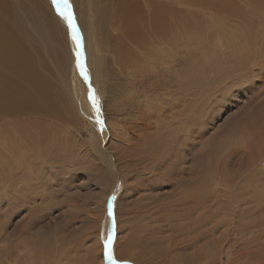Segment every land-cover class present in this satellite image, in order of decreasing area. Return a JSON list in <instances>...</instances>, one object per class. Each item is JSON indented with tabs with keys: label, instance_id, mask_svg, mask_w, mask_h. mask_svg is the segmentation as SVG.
I'll return each mask as SVG.
<instances>
[{
	"label": "bare ground",
	"instance_id": "obj_1",
	"mask_svg": "<svg viewBox=\"0 0 264 264\" xmlns=\"http://www.w3.org/2000/svg\"><path fill=\"white\" fill-rule=\"evenodd\" d=\"M182 2L200 6L203 13L223 14L226 7L220 0H68L78 43L54 0H0V207L4 197L33 194V218L25 222L33 230L44 211L62 208L58 202L37 211L34 202L55 199L56 187L69 180L61 171L87 156L81 152V130L89 133L91 159L100 162L97 173L104 176V168L111 173L110 195L118 187L120 192L101 198L100 216L89 210L82 231L66 228L67 233L64 223L45 241H37L33 231V264H111L109 237L118 264L256 261L247 258L246 237L258 233V218H250L264 206L255 203L256 196L248 201L228 194L229 183L220 195L219 183L200 173L204 163L198 166L202 159L195 145L205 119L199 115L211 108L210 93L226 90L221 82L226 77L217 75L213 87L204 85L208 72L223 74L211 66L201 76L203 86L192 81L196 50L182 49L176 35ZM182 12L181 17L203 18L198 11ZM116 27L120 34L112 35L110 45L103 33ZM100 41L106 50L111 46L121 73L115 82ZM112 136L128 146L123 155L112 150ZM133 191L134 213L114 207L127 205ZM14 253L9 249L6 261Z\"/></svg>",
	"mask_w": 264,
	"mask_h": 264
},
{
	"label": "rangeland",
	"instance_id": "obj_2",
	"mask_svg": "<svg viewBox=\"0 0 264 264\" xmlns=\"http://www.w3.org/2000/svg\"><path fill=\"white\" fill-rule=\"evenodd\" d=\"M220 1L224 3V6L222 5L223 8L226 6L223 14H218L215 10H211L210 13H205L207 11L203 13V9L200 6L182 2L180 4L182 8L180 9V19H182L179 22V32L176 33L181 38L178 44L182 49L191 48V50H196L197 59L193 63L196 64L193 74L197 75V78L193 76L192 81L198 82V86H203L206 80L202 78L203 81H201V76L205 74L204 69L211 66L216 71L222 69L223 74L215 73L214 70L208 72L206 78L209 82L204 85L213 87L217 75L221 78L223 76L226 77L225 80L220 78L221 82L225 84L226 90L223 93H220V91L210 93L211 108L207 113L204 112V115L202 113L199 115L200 118L203 117L205 119V124L203 128L204 134L197 139L198 143L195 145L199 154L198 157L202 159V161L198 162V166L204 163L200 170L201 176L207 181L213 182L216 180V183H219L216 187L219 188L220 195L226 191L228 194H234L235 192L240 194L242 200L246 199L248 201H252L253 197L256 196L255 203L263 207L264 0ZM190 10L203 13V18L197 19L199 21L194 20L196 19L195 16L188 13ZM182 11L188 13V15L183 16L184 18L181 17L183 15ZM190 16H192V19ZM115 29L108 30V34L103 33V36L109 35L108 38L107 36H102L103 40L110 42L112 35H115V33L120 34L119 30L121 28L116 27ZM225 37H228V41ZM234 38L238 42H235ZM208 40L211 45H207ZM100 42L101 46L104 47L103 49H105L104 42ZM231 43L234 44L235 48L239 47L238 50H234ZM129 44L128 47L130 46V49H135L133 45ZM110 45H112L111 42ZM108 48L109 50H102L103 58L107 60L109 71L113 72L108 76L110 79L112 78L111 81L115 82L121 78V73H119V68L113 59L111 46ZM242 51L244 53L247 52V59L240 57ZM257 53L261 55V58L260 56L258 57ZM216 57H219L221 61L218 62ZM248 64L253 67L249 66L250 69H248ZM43 71L44 73L46 72L44 69L41 70V72ZM246 71L247 73L243 75ZM225 72L228 73L225 74ZM239 73L243 74L240 75ZM220 80L218 81L220 82ZM69 128L72 129V125ZM80 134V141H83L81 152L83 150V155L87 154V156L81 162L67 166L66 170L63 169L61 171V176L65 178L66 175L69 180L63 182L64 179L63 183L56 187L55 199L44 202L38 199L35 201L36 203L34 202L37 211L44 207L43 204L53 205L58 202H63L64 208H61L60 205L56 207L54 205L52 207L54 209L46 210V213L44 211L43 215L39 217L41 221L33 230V224L30 226L25 223L29 218H33V194L32 196L21 198L22 200H16L11 196L4 197V200L2 199V207H0V236L2 240L0 241V264H33V231L37 241H45L48 234L53 235L56 228H60L64 223L69 225L68 227L66 225L65 229L82 231L87 225L86 218L91 217L88 214L89 210L95 211L99 216L101 215V208L99 207L102 206V197L106 194L107 196H118L120 194L118 187L117 192L110 195L111 187L113 186L111 173L105 168L103 170L104 176L97 173L96 170H99L98 163L100 165V162L90 157L92 151L87 145L90 138L89 133L81 130ZM75 138L78 139V137ZM111 145H113L112 150L115 153L118 152L123 155L124 152H127L128 146L122 145L113 136ZM205 153L208 155L204 156ZM122 157H125V155ZM186 157L188 158L189 156L186 155ZM94 166L95 169H92ZM194 180L199 182V184L201 182L200 177L197 178L195 176ZM228 183L230 186H228ZM225 185L228 186L226 191L224 190ZM136 196L133 191L130 195H127L129 200L127 205L121 206L120 204L118 207L116 205L114 207L123 209V211L129 209L131 213H134L136 211L134 210L136 209L134 205ZM73 202H78V205L70 207ZM59 204L62 205V203ZM99 204L100 206H98ZM63 209L66 210L64 211ZM256 214L250 220L258 218V233H256V236L247 234L245 250L249 253L247 258L256 259L252 264H264V208H260ZM73 218L74 220H72ZM246 226L249 228L250 224L247 222ZM67 233H70V231ZM248 240L249 242H247ZM89 243L87 241L86 244ZM72 246L75 247V244L72 243ZM9 249L16 253H14L15 255L12 259L6 261ZM222 259L226 261L227 256L224 255ZM162 264H165V261Z\"/></svg>",
	"mask_w": 264,
	"mask_h": 264
},
{
	"label": "snow or ice",
	"instance_id": "obj_3",
	"mask_svg": "<svg viewBox=\"0 0 264 264\" xmlns=\"http://www.w3.org/2000/svg\"><path fill=\"white\" fill-rule=\"evenodd\" d=\"M54 3L56 4L57 8L60 10L59 14L62 17H64L65 20L68 21L69 27L73 31V38L77 39V42L79 43L78 33H77L76 27H75V18L71 12V5L68 3V0H54ZM61 6H63V8H61ZM64 9H67V11H65ZM80 67L83 71L84 65L82 63L80 65ZM93 105L96 107L97 112H99L98 101H97L95 96H93ZM98 122L101 124V127H102L103 122L102 121H98ZM112 244H113V240L111 237H109L107 240H105V247L108 249V260L111 262V264H118V262L115 261L113 254H112Z\"/></svg>",
	"mask_w": 264,
	"mask_h": 264
}]
</instances>
